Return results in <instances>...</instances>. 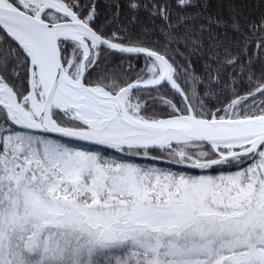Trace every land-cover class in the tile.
Instances as JSON below:
<instances>
[{"label": "snow or ice", "instance_id": "obj_1", "mask_svg": "<svg viewBox=\"0 0 264 264\" xmlns=\"http://www.w3.org/2000/svg\"><path fill=\"white\" fill-rule=\"evenodd\" d=\"M0 264H264V0H0Z\"/></svg>", "mask_w": 264, "mask_h": 264}]
</instances>
